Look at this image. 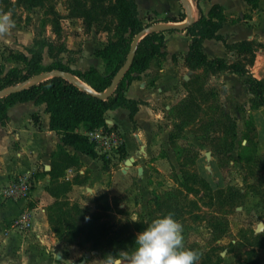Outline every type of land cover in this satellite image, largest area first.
<instances>
[{
    "label": "rangeland",
    "instance_id": "1",
    "mask_svg": "<svg viewBox=\"0 0 264 264\" xmlns=\"http://www.w3.org/2000/svg\"><path fill=\"white\" fill-rule=\"evenodd\" d=\"M67 2L46 1L58 16L46 7L22 2L0 9V16L10 20L0 31V74L11 66H24L14 55L30 58L35 53L44 66L61 61L81 70L97 62L93 53L97 46L126 35L119 25L121 18L116 17L107 31L92 27L91 32L103 34L102 39L94 37L89 43L81 20L67 17ZM153 18L147 15L141 22L151 24ZM161 55L158 52L148 58L145 69L134 73L135 78L144 74L149 83L158 73ZM151 65L154 71L149 72ZM57 73L78 80L67 72L53 71L48 76ZM183 73L179 84L171 88V98L159 103V116L150 118L136 158L126 152L125 160L131 158V165L126 167L121 157L112 154L107 164L100 160V169L109 171L102 177L96 174L87 182L89 170L79 162L59 178L78 183L57 198L51 196L45 206L47 218L50 214L53 225L62 232L60 239L49 224L62 242L55 251L60 255H56L58 264H112L109 257L129 264L136 233L167 212L182 223L184 246L199 250L195 264H264V107L253 108L245 77L234 79L227 71L211 72L200 63L186 76ZM32 82L38 80L29 85ZM133 129L137 131L135 123ZM53 158L51 155L49 166ZM31 170L36 177L48 175L47 186H55L47 167ZM74 202L110 227L117 238L114 243L101 235L81 241V234L69 241L75 227L86 222L71 208ZM119 238H125L120 247Z\"/></svg>",
    "mask_w": 264,
    "mask_h": 264
},
{
    "label": "crops",
    "instance_id": "2",
    "mask_svg": "<svg viewBox=\"0 0 264 264\" xmlns=\"http://www.w3.org/2000/svg\"><path fill=\"white\" fill-rule=\"evenodd\" d=\"M134 3L140 21H144L147 15L154 16L152 25L146 29L147 32L160 27L182 28L196 21L201 15L207 16L214 5L219 6L225 17L217 30V34L222 39H203L202 51L209 58L222 57L227 63H239L253 77L264 81V48L252 45L249 50L244 46L234 45L239 42L264 43V0H257L255 6L246 0H134ZM181 12L184 13L183 20H169V17L178 16ZM91 31L85 34L89 43L94 40V37L102 39L100 35L103 32ZM143 34L145 32L141 33V36ZM163 35L161 64L157 75L149 80V83L144 74L139 78H134L124 93L127 98L138 102L137 111L134 114L137 131L133 129L128 109L117 107L107 109L104 113L107 125H116L115 130L122 139V146L134 158L139 151L138 145L147 135L150 118L159 116L158 113L161 111L159 103H166L171 98L169 96L171 88L179 84L183 71H185L183 76L190 72L185 63L190 36L184 30L164 31ZM178 43L180 47H177ZM105 44L97 46L96 49ZM94 57L97 62L91 66L103 72V61L95 55ZM7 70L5 69L1 75ZM147 71H154L153 65ZM228 74L234 79L238 78V74L234 72H228ZM29 83L30 81L26 86ZM8 88L12 87L4 88L0 90V93ZM259 107H264V103ZM78 130L83 133L87 132L83 126H80ZM60 143V137L49 129V114L45 111L44 103L29 100L16 102L9 106L5 123H0V186L7 184L17 174L33 173L31 169L38 167L46 168L50 162L51 153ZM66 149L71 153L74 152L71 146H66ZM77 155L81 167L89 170L87 182L96 174L102 177L109 173V171L100 169L99 159L91 158L80 152H77ZM121 160L127 167L125 158L121 157ZM112 161L116 160L112 159ZM34 178L35 182L29 198L17 201H3L0 198V230L6 229V233L0 235V264H9L12 261L16 264H58L55 251L60 249L62 242L57 240L50 230L45 211L46 204L52 200L51 195L45 189L49 183V176L44 175L41 178L35 176ZM73 186L81 188V185ZM23 212L29 214V226H12V219Z\"/></svg>",
    "mask_w": 264,
    "mask_h": 264
},
{
    "label": "trees",
    "instance_id": "3",
    "mask_svg": "<svg viewBox=\"0 0 264 264\" xmlns=\"http://www.w3.org/2000/svg\"><path fill=\"white\" fill-rule=\"evenodd\" d=\"M46 1L0 0V9L2 7L10 9L15 4L22 2L31 7H46L53 15H60L53 5H47ZM246 1L252 6L257 3V0ZM67 10V17L81 20L85 33H89L92 27L107 31L114 18H121L119 25L126 35H121L118 40L108 41L103 47L94 51V55L103 61V72H100L94 66L81 70L73 69L61 61L44 66L41 64L40 55L37 53L30 58H27L24 54L14 55V58L22 61L24 66H13L3 75L0 74V90L29 82L40 73L57 71L74 75L97 93L105 92L113 83L116 74L127 62L130 44L134 36L143 33L152 25L143 24L138 19L134 0H68ZM218 10L221 11V8L214 5L207 16L201 15L196 21L182 28L169 26L165 29H150L138 41L129 68L115 84L112 92L104 98L86 92L77 83L62 74L53 75L20 89L9 91L6 95L0 97L1 124L5 123L9 106L16 102L33 100L35 103L45 104V111L49 114V129L54 131L61 141L57 149L51 153L54 158L50 169L46 171L50 175L51 183H55L54 187H46L47 192L51 196L57 198L61 192H68L72 184L78 183L59 179L63 176L65 169H74L78 166L80 161L77 152L99 159L104 165L108 162V159L103 154H99L96 151L95 143L90 141L85 133L78 130L80 126H83L86 131L94 130L98 127H104L107 130L116 129L115 124L107 128L104 113L107 109H116L117 107L129 110V119L134 126V114L137 111L138 102L127 98L124 93L129 83L135 78L134 73L142 72L145 69L147 59L161 52L164 31L184 30L190 36L188 52L185 55V63L189 69H193L196 64L200 63L208 67L211 72H234L245 77L249 92L252 94L251 99L252 101L254 100L253 108H258L263 104V80L253 77L239 63H227L222 57L209 58L201 49V42L205 38L222 39L217 34V30L225 20V17L223 14H218ZM183 17L184 13L181 12L178 16L169 17V20L181 21ZM234 45L237 47L244 46L249 50L252 45L264 48V43L255 42H239ZM225 46L229 48L227 44ZM66 146H71L74 152H69ZM120 156L126 157V151L123 146L120 148ZM204 183L207 185L206 181ZM71 208L86 222L82 226L75 227L76 233L72 235L69 241L75 240L77 234L82 235L81 241H86L99 235L108 236L112 243L117 239L114 235H111L112 231L109 226H104L103 223L98 221L97 214L79 206L76 202L72 203ZM48 222L52 231L60 238L62 232L53 225V218L50 214H48ZM116 241L120 247L124 245L125 238H119Z\"/></svg>",
    "mask_w": 264,
    "mask_h": 264
},
{
    "label": "clouds",
    "instance_id": "4",
    "mask_svg": "<svg viewBox=\"0 0 264 264\" xmlns=\"http://www.w3.org/2000/svg\"><path fill=\"white\" fill-rule=\"evenodd\" d=\"M9 22L8 16H0V31ZM199 257V250L184 246L182 223L167 212L152 218L136 233L128 260L129 264H195ZM109 259L119 264L115 257Z\"/></svg>",
    "mask_w": 264,
    "mask_h": 264
},
{
    "label": "built area",
    "instance_id": "5",
    "mask_svg": "<svg viewBox=\"0 0 264 264\" xmlns=\"http://www.w3.org/2000/svg\"><path fill=\"white\" fill-rule=\"evenodd\" d=\"M107 128H110V125H107ZM85 134L95 143V149L99 154H103L106 158H112V154L117 158L120 157L122 139L115 129L107 130L104 127H98ZM34 182L35 178L30 172L17 174L2 187L0 195L3 199L10 201L29 198ZM29 223V214L23 212L13 220L12 226L28 227Z\"/></svg>",
    "mask_w": 264,
    "mask_h": 264
},
{
    "label": "water",
    "instance_id": "6",
    "mask_svg": "<svg viewBox=\"0 0 264 264\" xmlns=\"http://www.w3.org/2000/svg\"><path fill=\"white\" fill-rule=\"evenodd\" d=\"M165 28H166V27H160L159 29H165ZM144 32L146 33L147 30L144 31ZM141 37H142L141 34L134 36V38H133V40H132V43H131V46H130V50H129V52H128L127 62H126L125 65L119 70V72L116 74V76H115V78H114V80H113V83L108 87V89H107L105 92L97 93L96 91H94L92 88H90L87 84H85L84 82H82V81L79 80V79H78V80H72V81H74L75 83H77V84L79 85L80 88H82L83 90H85L86 92H88V93H90V94H94V95L99 96V97H102V98L106 97L107 95H109V94L112 92V90H113L115 84L119 81V79L123 76V74L125 73V71L129 68L130 63H131L132 58H133V55H134V51H135L136 45H137V43H138V41L140 40ZM56 72H57V71H56ZM49 74H51V72H43V73L38 74L36 77H34V78L31 79V80H38V81H41V80H43V79H46V78H48V77H51V76H48ZM56 75H59V74L57 73ZM52 76H53V75H52ZM31 80H30V81H31ZM70 80H71V79H70ZM27 83H28V82L18 84L17 86H15L14 88H12V89H10V90H7L6 92H1V93H0V96L3 95V94H5V93H8L9 91L20 89V88L26 86ZM126 163H127V164H131V158L127 159V160H126ZM49 168H50V166L47 165V169H49ZM260 226H261V224H259L258 227L260 228ZM57 258H60V255H59V254H57Z\"/></svg>",
    "mask_w": 264,
    "mask_h": 264
}]
</instances>
